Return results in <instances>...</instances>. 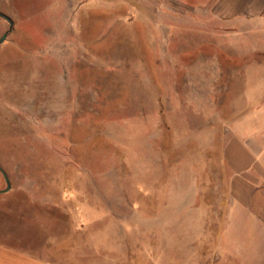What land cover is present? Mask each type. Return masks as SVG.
<instances>
[{
  "label": "rangeland",
  "instance_id": "rangeland-1",
  "mask_svg": "<svg viewBox=\"0 0 264 264\" xmlns=\"http://www.w3.org/2000/svg\"><path fill=\"white\" fill-rule=\"evenodd\" d=\"M133 3L0 0V239L51 264H263L230 163L264 139V20Z\"/></svg>",
  "mask_w": 264,
  "mask_h": 264
},
{
  "label": "crops",
  "instance_id": "crops-1",
  "mask_svg": "<svg viewBox=\"0 0 264 264\" xmlns=\"http://www.w3.org/2000/svg\"><path fill=\"white\" fill-rule=\"evenodd\" d=\"M116 1L128 8H134V0ZM152 1H154V12L164 10L166 0ZM169 1L188 7L194 4L197 7L208 8L209 11L216 13L223 27H231L241 21L253 22L257 26L264 20V0H196L192 4L190 0ZM233 148V155L238 158L230 163L235 179L234 201L245 214L244 216L254 221L264 233V139L250 135L234 141ZM220 231L224 234V227L220 228ZM0 236H6L4 231H0ZM233 245H237L235 241ZM49 248L48 245H42L34 253L29 245L18 247L2 238L0 239V264H51ZM88 248L95 249L91 256V261H95L96 247L88 246ZM83 262L80 256H76V264H83ZM236 262L237 258L234 255L233 263L226 264H237Z\"/></svg>",
  "mask_w": 264,
  "mask_h": 264
},
{
  "label": "water",
  "instance_id": "water-1",
  "mask_svg": "<svg viewBox=\"0 0 264 264\" xmlns=\"http://www.w3.org/2000/svg\"><path fill=\"white\" fill-rule=\"evenodd\" d=\"M0 17H1L2 19H4L5 21H7V23H8L9 25H11L10 20H9L6 16H4L2 13H0ZM5 38H6V33H4V34L0 37V43H2V42L4 41ZM0 172L2 173L3 178H4V180H5V183H6V187H5V189H3V190L0 191V192H6V191H8V190L10 189V183H9V181H8V178L6 177V175L4 174V172H3L1 169H0Z\"/></svg>",
  "mask_w": 264,
  "mask_h": 264
}]
</instances>
